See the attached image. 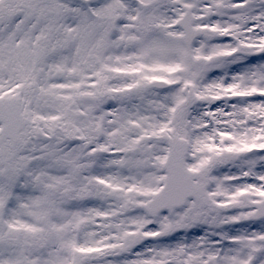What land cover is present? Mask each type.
Masks as SVG:
<instances>
[{
    "label": "snow or ice",
    "instance_id": "1",
    "mask_svg": "<svg viewBox=\"0 0 264 264\" xmlns=\"http://www.w3.org/2000/svg\"><path fill=\"white\" fill-rule=\"evenodd\" d=\"M0 264H264V0H0Z\"/></svg>",
    "mask_w": 264,
    "mask_h": 264
}]
</instances>
